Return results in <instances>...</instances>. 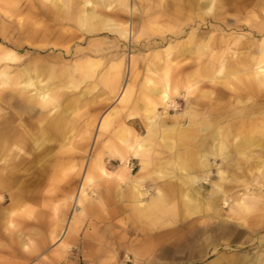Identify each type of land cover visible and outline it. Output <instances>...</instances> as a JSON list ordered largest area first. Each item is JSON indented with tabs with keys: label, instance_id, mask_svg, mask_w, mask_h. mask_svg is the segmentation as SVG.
<instances>
[{
	"label": "bare ground",
	"instance_id": "obj_1",
	"mask_svg": "<svg viewBox=\"0 0 264 264\" xmlns=\"http://www.w3.org/2000/svg\"><path fill=\"white\" fill-rule=\"evenodd\" d=\"M38 1L45 3V5L43 3L44 9L41 10L45 17L48 11L52 14L59 12V17L69 15L67 19L72 20L75 25L88 33L106 30L126 41L137 42L139 39L141 32H138L136 23H128L121 15L123 12H128L129 0H100L95 4L93 0ZM141 1L144 2L147 27L158 29L153 23L154 16L157 15L155 19L160 17L164 21L173 13L170 11L168 0ZM156 1H161L162 4L161 7L154 9L153 3ZM174 1H170L172 8L176 6L185 9L184 21H187L186 26L189 28L207 19L224 24L228 18L234 16V21H239L238 24L243 20L242 27L256 28L257 34H253L260 37L241 38L242 34H235L227 38L221 36L218 42L214 43L212 36H198L191 30L184 40L177 42L178 44L169 45L164 51L156 53L153 59L162 61L164 84L149 88L145 93L147 99L145 135L134 134L131 140L124 137V133L130 134L131 129L120 120L119 128L111 133L115 134L122 147L119 148L110 139L99 142V137L111 127V116L121 111L103 116L98 123L96 142L84 169L82 181L77 188V194H75L76 187L73 188L71 185L74 182L73 177L81 172L82 154L87 153L95 120L87 119L77 128L80 122L71 121L69 108L79 107L86 94L91 93L97 84H103L110 94L107 99L116 96L123 109L131 90L128 83L122 82L123 60L113 62V57L105 58L101 70L96 71L102 63L101 58L87 57L72 66V72L77 73V78L71 73L64 74V77L57 76L58 69L55 65L45 62L20 63L21 57L17 53L29 48L31 40L14 41L13 37L17 38L16 34L19 35L24 31L30 36L36 34L38 31L33 29V22H24L21 25V32L9 31L0 24V190L7 189L10 192L8 199L11 203L23 202L24 196H31L21 191L24 177L29 173H46V169L48 170L46 174L48 186L59 188L62 195L59 200L61 203H57L54 210V220L48 231L50 241H60L57 248L59 252H67L71 249V245L76 240L80 216L91 210L97 202L102 203L107 198L114 200L115 197L118 200L126 197L135 217L149 218L150 223L153 224L160 223L158 221L165 216L176 215L180 216L181 220L197 217L190 224L182 225L189 233L185 234L183 241L173 245V252L178 256L176 259L179 261L196 262L206 254L211 241L202 242L201 248L193 254L190 251L194 244L192 240L197 239V234L212 232L213 237L226 236V225L222 228L220 226L219 233V229H214L207 222L208 219L220 217L219 210L216 209L219 201L220 204L229 207L233 220L247 227L249 235L256 234L259 228L264 227V191L258 188L250 189L248 183H244L242 193L236 192L234 195L225 184L238 179V175L243 172L242 160L250 158L254 147L259 146V151H262L264 142L251 131L232 133L234 126H231L226 119L230 114H224L219 108H215L214 112L212 109L208 113L203 112L208 104L205 102L206 98L219 97L212 89L197 88L194 92L191 84L184 83L173 86V93L168 78L172 66L178 64L177 57L189 56L196 60L201 59L200 55L207 58L205 62L203 61L204 67H202L206 75L212 73L213 78L220 77V81L217 82L221 86L219 91L224 88L229 90L232 78L243 83L245 81L249 86L264 87V0H223V3L221 0ZM18 2L20 0H13L12 4L18 5ZM88 4L103 11L97 12L91 7H86ZM17 5L16 8L5 10L2 17H16L19 13ZM26 7L33 13L34 6L29 4ZM136 10L137 8L133 6V12ZM160 38L165 39L164 36ZM222 43L224 46L220 45ZM213 44H218L217 50H214ZM231 45H233L232 49ZM251 45L256 46L255 54L250 52L243 55L239 52L242 48L246 49ZM47 47L48 45L39 46L34 51H45ZM172 48L178 50L172 54L170 51ZM227 54H230L232 60L226 59ZM212 61H217V64L214 65ZM147 70L154 72L155 68L148 66ZM59 73L61 74V71ZM211 77L209 80L213 82ZM85 82L88 84H85L83 89L81 87L77 94L66 99L64 105L60 103L66 90L77 89ZM180 89H183V94ZM176 97L183 99L186 109L181 114L173 116L171 125H166L167 121L160 119L158 108H163L164 114L168 113L169 108H177ZM181 116H186L188 120L186 125L179 122L178 117ZM235 116L232 115L231 118ZM224 122L225 124L221 125ZM34 129H37L35 137H33ZM255 133L262 136L264 131L256 130ZM48 136H51L55 142L53 147L47 145ZM156 145L168 154V158L158 162V166L146 172L151 164V154H156ZM104 155L119 161V168L115 173L107 169ZM129 157L138 162L139 169L135 175L129 167L131 159ZM216 157H220L221 161L225 162L222 169H217L219 180L210 183L212 189L208 191L207 196L201 195L200 187L195 188L193 183L199 179L207 181L212 167L209 158ZM260 158L256 169L249 171V174L255 175L256 172L262 171L264 157ZM199 173L201 176L198 179ZM148 177L151 181L167 180L162 185L151 184L153 186L151 190L145 187ZM203 184L206 183H202L204 188ZM13 186H16V191H10ZM119 186H124V189ZM165 187L168 189L166 190ZM228 198L232 199L229 203ZM259 202H261L260 209H258ZM71 203L75 208L73 214L67 217L64 212ZM257 209L259 210L257 215L248 216ZM11 213L12 211L8 209L1 211L0 218L4 219L7 227L11 224L8 218ZM21 214L26 215L27 210H22ZM229 225L227 224L231 228ZM241 232L244 231H239L238 234ZM207 238L208 236L205 240H208ZM147 239H149L148 235ZM30 241H21V248L29 249ZM162 248L159 247L160 255L164 252ZM262 251L263 254H259L254 259L244 256L239 264H264V248ZM112 252H117L119 255L125 253V264L128 262L143 264L144 260L146 264L149 263L147 257L140 262L137 259L147 253L145 248H138L132 252L134 261L125 249L118 247L117 250L112 249Z\"/></svg>",
	"mask_w": 264,
	"mask_h": 264
},
{
	"label": "rangeland",
	"instance_id": "obj_2",
	"mask_svg": "<svg viewBox=\"0 0 264 264\" xmlns=\"http://www.w3.org/2000/svg\"><path fill=\"white\" fill-rule=\"evenodd\" d=\"M96 1L100 0H93V3L95 4ZM168 1L169 7H171L170 11L173 13H171L169 19L164 21L160 17L155 19L157 15L154 16L153 23L158 29H153L147 27L146 11L143 8L144 2L141 0H129L128 12H123L121 15L128 23H136L138 32H141L138 41L134 42L133 40L120 39L116 34L106 30L88 33L75 25L72 20L67 19L69 15L59 17V12L52 14L48 11L45 17L41 12L44 9V1L43 5L38 0H20L18 5L16 4L19 6L17 16L3 18V12L16 8V5L12 4L13 0H0L1 25L7 27L9 31L16 32L19 30L21 32V25L24 22H33V29L38 31L32 36L24 31L19 35L16 34L17 38L13 37L14 41L26 42V40H31L29 41L31 43L29 48L17 53L21 57V64L23 62L36 64L45 62L56 66L58 69L56 72L57 76L64 77V74L71 73L77 78V73L72 72V66L75 62L83 61L87 57L101 58L102 63L96 71L101 70L105 63V58L113 57V62H118L120 59L123 60L122 82L128 83V86L131 87L128 100L123 109H121V104L116 96L107 99L110 94L103 84H97L91 93L86 94L82 98V103L79 107L75 109L69 108L71 121L80 122L77 128L87 119L95 120L87 153L82 154L83 164L81 172L73 177L74 182L71 187H76L75 194H77V188L82 181L84 169L96 142L95 136L97 135L98 123L103 116L107 113L121 111L111 116V127L99 137V142L110 139L113 144L119 148L122 147V143L115 134L111 133L114 129L119 128L120 120L131 129L130 134L124 133V137L131 140L134 134L145 135V115L147 114L145 93L149 88L160 87L164 84L161 71L162 61L153 59L156 53L164 51L169 45L178 44L177 42L184 40L191 30L195 31L198 36H212L214 43H217L221 36L227 38L235 34H242L241 38L258 39L260 37L256 35V28L242 27L241 24H244L243 20L238 24L239 21H234V16L231 19L228 18V21L224 24L207 19L200 24L194 25L193 28L195 29L189 28L186 26L187 21H184L186 19L185 9L177 8L176 6L172 8L173 5L170 1H175ZM221 1L223 3V0ZM29 4L35 7L33 13L26 7ZM161 4V1L153 3L154 9L161 7ZM133 6L137 8L136 12H133ZM86 7H91L97 12L102 10L101 8H95L91 4ZM201 24L202 26L200 27ZM161 36H164L165 39H161ZM44 45H48L47 50L34 51L37 47ZM220 45L224 46L223 43ZM213 46L215 47L214 50L218 49V44H213ZM232 47L233 45H231V49ZM177 50V48H172L170 51L173 54ZM255 51L256 46L254 45L239 50L243 55L250 52L255 54ZM199 57L201 59L196 60L189 56L176 58L178 64L172 66L168 77L173 93V86L184 83L191 84V89L194 92H196L197 88H202L203 90L212 89L219 97L209 96L206 98L205 102L208 104L204 107L203 112L208 113L211 109L214 112L215 108H219L224 114H230L226 119H228L231 126H234L232 133L251 131L264 142V134L258 136L255 133L256 130L264 131V87L249 86L245 81L243 83L241 80L232 78L230 79L232 84H230L229 90L223 87L224 90L219 91L221 86L217 82L220 81V77L213 78L212 73L206 75L202 67H204V60L207 58L200 55ZM227 58H230V54L226 55ZM212 63L215 65L217 61H212ZM148 66L154 67L155 71H148ZM59 71H61V74ZM210 77L215 82H210ZM85 84H88V82L81 84L77 89L66 90L67 92L60 99V103L64 105V101L77 94L81 87L82 89L84 88ZM180 92L183 94V89H180ZM175 101L177 102V108H169L167 114L163 113V108H158L160 119H165L167 121L166 125H171L173 116L181 114L186 109L183 99L176 97ZM232 115L236 116L231 118ZM178 120L183 125L188 123L186 116L178 117ZM133 121L134 123H131ZM223 124L225 122L221 125ZM36 132L37 129H34L33 137L36 136ZM47 145L50 147L55 145L51 136H48ZM252 149L253 152L250 153V158L242 160L241 170L243 172L238 175V179L234 182L228 181L225 183L231 189L230 191L234 192V195L236 192L242 193L244 183H248L250 189L258 188L264 191V168L262 171L256 172L255 175L249 174V171L256 169L258 159H261V156L264 157V149L259 151V146ZM155 152L156 154H151V164L146 172L158 166V162L168 158V154L158 145L155 146ZM129 158H131L129 167L132 174L135 175L139 169L138 162L132 157ZM104 159L107 169L111 173H115L119 168V161L108 155H104ZM209 163L212 167L211 173L207 176V181L199 179L201 176L199 173V180L193 183L195 188L200 187L201 195L204 196H207L209 194L208 191L212 189L210 183L219 180L217 169H222L225 164L220 157L209 158ZM47 173L48 170L46 169V173H29L27 177H24L21 191H25L26 194L31 196H24L23 202L11 203L8 199L10 192L7 189L0 190V215L4 209L12 211L8 217L11 221L8 227L4 219L0 218V264H125V253L119 255L117 252H112V249L117 250L118 247L125 249L133 261L132 252L138 248H145L147 253H145L144 257H137V259L140 262L141 259L147 257L149 260L148 264H217V261L218 264H239L244 256L254 259L259 254H263L264 227L259 228L256 234L251 233L254 235L252 237L247 232L248 229L245 225L231 218L232 213L229 207L224 206L223 203L220 204L221 201H219L216 209L219 210L220 217L208 219L207 222L214 229H219V233L221 228L226 225V236L213 237L212 232L197 234V239L192 240L194 244H192L190 251L193 254V252L201 248L202 242L211 241V245L206 249V254L201 256L196 262L179 261L176 259L178 256H175L173 252V245L179 244V241L184 240L185 234L188 235L189 233L182 225L190 224L197 217L192 216L181 220L180 216H165L157 224L150 223L149 218H146L149 221L148 224L146 219L135 217L126 197L120 200L116 199V197L114 200L107 198L102 203L97 202L91 210L79 217V228L71 249L67 252H59L57 248H59L60 241H50L48 231L50 224L54 220V210L57 203H61L59 200L62 195L58 190L59 188L48 186ZM229 179L230 176L228 177ZM166 180L151 181L148 177L145 187L152 190L153 186L151 184L162 185ZM204 182L206 184H203L205 185L203 188L202 183ZM121 189H124V186ZM165 189L167 190L168 188L165 187ZM12 190L16 191V186L10 188V191ZM231 200L228 198V203ZM260 205L261 202L258 203V207ZM74 208L75 206L73 207L71 203L65 210L64 213L67 217L73 214ZM258 209L249 213L248 216L257 215L259 213ZM22 210H27V214H21ZM169 221L170 223H166ZM227 224H230L231 228ZM60 230L58 236L60 235ZM239 231L244 232L238 234ZM147 235L149 239H147ZM206 236H208V240H205ZM29 240H31L30 248L22 249L21 241ZM159 247L164 249L161 255L159 254ZM126 264H131V262ZM143 264H146L145 260Z\"/></svg>",
	"mask_w": 264,
	"mask_h": 264
}]
</instances>
